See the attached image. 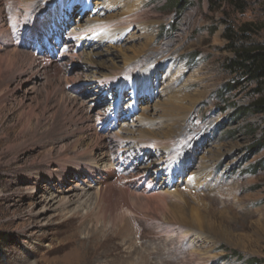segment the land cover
<instances>
[{
  "label": "rangeland",
  "instance_id": "obj_1",
  "mask_svg": "<svg viewBox=\"0 0 264 264\" xmlns=\"http://www.w3.org/2000/svg\"><path fill=\"white\" fill-rule=\"evenodd\" d=\"M95 1L62 0L60 10L48 17L45 16L49 12L44 11L34 20L27 19L23 26L19 27L13 20L8 23L9 30L0 27L1 55L12 60L0 67V264H74L83 258V251L65 244L72 239L85 242L95 229H103L102 244L97 246L96 255L83 264H264V112L247 108L259 97L252 84L225 89L234 76L228 69L230 60L236 56L234 48L264 46V0H240L242 9L227 0H140L138 15L109 26L117 30L127 28L123 39H107L94 50L103 53L100 57L94 56V60L109 65L108 59L113 58L120 66L124 64L118 54L122 49L132 56L136 50L151 46L146 61L167 50L160 82L165 76L170 77V67L173 68L171 75L178 79L177 88L181 89L179 95L163 103L167 107H182V116L167 112L165 115L162 111L160 119L175 118L176 125L184 124L178 130L181 138L173 148L186 149L183 154L187 156V163L178 165L183 166V173L186 171L185 177L193 176L199 170L203 155L207 157L204 183L198 179L193 187L186 183L178 185L177 176L175 186L168 189L173 194L167 199L168 208L156 206L154 201L147 211L137 204L133 206L137 212L127 206H124L127 210L118 207L113 214L116 213L115 223L111 222V214L106 215L107 218L94 217V214L87 216L86 211L81 214L87 218L80 215L73 220L71 214L59 215L51 210L44 216L37 215L42 201L50 193L70 195L84 186V174L73 167L66 172L60 168L59 178L51 182L53 185L47 180L46 166L56 159L59 148L68 147L69 142L63 135L67 124L76 118L69 106L67 110L64 107L68 94L64 96L56 86L59 79L64 80L65 75L79 76V89L74 86L68 88L67 93L83 102L89 113H99L114 121L112 103L117 100L118 110L113 117L116 115V121L120 117L119 126L108 119L106 122L116 130L123 127L124 121L133 124V118L147 98L155 104L157 97L154 96L165 85L160 83L157 91L151 88L140 94L126 83L116 85L117 82L98 96L95 85L91 84L101 69L90 65L86 57L93 52L90 49L99 44L101 33L87 31L80 35L77 30L85 17L104 16L108 12ZM133 1L136 0L130 3ZM33 2L0 0V4L3 3L0 14L11 12L14 18L15 7L26 8ZM52 15L57 17V22L52 23ZM45 18L48 20L45 25L51 26L52 34L48 43L41 39L42 52L62 63V71L58 75L55 68L49 72L42 70L29 81L27 77L36 71L28 65L35 50L31 37ZM59 20L63 21V31L57 25ZM246 24L251 31L244 27ZM9 33H20L23 39L9 40ZM227 33L234 41L226 37ZM179 37L184 39L181 48L175 44ZM7 40L12 42L11 46L6 44ZM80 42L81 47L77 49ZM88 43L90 45L85 46ZM63 52L87 54L80 62L70 63L68 58H63ZM12 56H17L16 60ZM135 92H138L136 105L132 99ZM171 100L176 102L170 104ZM187 149H191V154ZM151 151L152 159L160 157L157 149ZM142 159L135 163H141ZM143 163H148L147 159H143ZM104 170L109 171L110 167ZM165 174L161 173L158 181H162ZM174 212L188 220L196 215L200 221L201 215L209 217L212 227H200L183 220L177 224ZM124 224L127 229L122 231L124 228L119 227ZM116 232L120 233L119 237Z\"/></svg>",
  "mask_w": 264,
  "mask_h": 264
},
{
  "label": "bare ground",
  "instance_id": "obj_2",
  "mask_svg": "<svg viewBox=\"0 0 264 264\" xmlns=\"http://www.w3.org/2000/svg\"><path fill=\"white\" fill-rule=\"evenodd\" d=\"M2 4H0V6H2ZM61 4L62 0H34L33 3L29 4L28 6L26 5V8L15 7L14 18L11 15V12L10 14H8L6 11L1 12L0 27H6L9 30L8 23L9 21L13 20H15L19 27L23 26L25 23H27V19L33 18L34 20V18L37 17V14L41 15L44 11L49 12L45 16L48 17L50 14H54L58 10H60ZM95 4L97 6L103 5V9L108 12L105 15L103 13L104 16L96 15L93 18L85 17L84 22L79 25V29L77 30L80 31V34L87 31H98L101 33L97 41V43L99 44L93 46L90 49L93 52L90 51L92 53H88V56L90 57H86V60L90 65L95 64L97 65L96 68L101 69V71L96 72L97 75L93 77L94 81L91 84L95 85V91L99 93L98 96L100 97L103 91H109L110 89H112L113 83L121 81H128L130 84H135L138 87L146 86L151 82V88H153L155 91L159 89L160 83L165 85L164 87H161V89H159L158 95L154 96L155 98L157 97V102L155 104H152L150 102V98H147L146 104L140 106L141 111L135 118H133V124L124 121L121 124L123 127L116 130L111 129V125L106 124L107 118L105 117V115L87 112V109L84 108L83 102L77 99V97L73 94L67 93L68 88L74 86L77 88L79 87L78 85H80V78L77 74H74L73 76L65 75L64 80L59 79V82L56 86L61 88V93H63L64 96L65 94H68L67 99L64 101V107L66 108V106H69V110L75 115L76 118L74 117L75 120L73 119L74 121H71L69 124H67V129H65L66 131L63 135V139L68 140L67 142H69V145H67L68 147L59 148L55 155L56 159H50L51 161L46 166L45 170L47 176L49 177L47 180L51 183L52 181L58 179V172L60 168L63 172H66L67 170H70L69 168L73 167L79 170L81 174H84L85 178L84 176H82V185L84 186H82L79 192H75L70 195H57L55 193H50L48 197H46L42 201L43 206L41 207V209L38 208L40 210L38 211L37 215L44 216L47 211L51 210L59 215L71 214L70 218L71 220H73L75 218H78V216L80 215L82 218H87V216L91 214H94V217L103 216L104 218H107L106 215L111 214V222L115 223L114 216L116 215V213L114 216L113 214L115 212V209L118 207L120 208L122 206H127L129 210L137 212L135 209H133V206H136L137 204L144 209L146 208L147 211V208L150 207V205H152V202L154 201L156 206L168 208L167 199L171 197L170 195L172 194L170 191H168V189H172L175 186L177 176H179L177 183L178 185L186 183L190 184L193 187L194 185H196V183L199 182L198 179L202 183H204V171L208 166L206 162L207 157L203 155V157L201 158L202 163H200L198 166L199 170L195 174H193V176L190 175L185 177L186 171H184L183 173V166L178 165L179 162L181 164L187 163V156L183 154L186 153V149L180 150L178 147L173 148L174 143L178 142L181 138V132H179L178 130L184 124L176 125V122L174 120L175 118L173 120L160 119V114L162 115V111L165 115L166 112L169 114L178 113L179 115L182 111V107L180 106L171 105L167 107L166 104L164 105L163 103L169 101L172 96L175 97V95H179L178 91L181 89L177 88V77L175 75H171L170 73L172 72L173 68L169 67L168 69V74L170 77L167 78V76H165L160 82L162 73L161 69L164 68L163 66L166 64L168 58L167 55L164 56L167 53V50L162 54L163 56L160 55L159 57L153 59L148 58V60L146 61V53L150 50L151 46L149 47L148 45H146L141 50H136L134 55L132 56L129 54H125L124 50L122 49L118 54H121L120 56H122L123 58V66L116 64L113 58L108 59V62L110 63L109 65L94 60V56L100 57L101 55H103V53H99V50L94 51L101 44V42H104L107 39L113 41V39L116 38H118L116 40H121L123 39L122 36L124 35V31L128 30L127 28H124L123 30L110 29L109 26L117 21H121L124 19L128 20V17H132V15H138L140 11L139 7L142 2H140V0L133 1L132 3H130V0H110L109 2L107 0H96ZM58 14L60 15V13H57V15ZM51 17L52 18H50V20L52 19V23L57 22L56 16L52 15ZM46 20L47 19L45 18L44 21L39 22V25H41L39 27L36 26L35 29H37L38 27V30L34 29L33 36L31 37L35 42L33 46L35 47V50L34 54H32L28 59V65L31 70L33 68L36 69V71H32L31 75L27 77V80L29 81L33 80L34 77L37 76V74L42 72V70H46L49 72V70L55 68L58 75L62 71V63L57 62V59H52L49 56L44 55V53L42 52V40L48 43L50 38L49 36L52 34V28L49 29V27L51 26L49 24L45 25V23L48 21ZM137 20L139 21V19ZM57 25L59 26V29L61 31L64 30L65 27L63 21L59 20V23ZM19 34L20 33L10 35L9 33V40L13 38H19L20 40H22L23 36H20ZM29 34L31 35L32 33L29 32ZM75 37L76 36H74V38ZM9 40H7V42ZM182 40L184 39L182 37H179L175 41V44H179L180 48L182 45ZM11 43L12 42H8L6 44L11 46ZM89 45L90 44L88 43L85 46ZM147 46L148 48H146ZM85 53L86 52L79 54H69L68 52V54H63V58H68V62L70 63H78L82 60V57L84 55L86 56L87 53ZM1 54L2 52L0 49V67L7 66L8 63H11L10 61L12 60L10 59V57L4 58L6 56L3 57ZM16 58L17 56H12L13 60H16ZM34 85L36 86V82H34ZM172 86L173 91L171 90ZM118 89H120V87ZM47 94L49 99L50 92H48ZM134 97L136 99L135 103H137V97L135 94ZM174 102L176 101L171 100L170 104H173ZM45 106H47V104ZM180 115L182 116V114ZM100 122H103V125H98ZM154 148L157 149L158 155L160 154V157L158 159H152L150 157L152 152L151 149ZM149 150L151 152H149ZM187 150L191 154V149ZM96 153H98V155H96ZM140 158L147 159L148 163L144 164L145 162L143 163V159L141 163H135ZM105 167H110V170L105 171ZM161 168H165V170L161 171ZM163 172L166 173L163 176V180L158 181V177ZM174 195L176 196V194ZM148 209L150 210V208ZM83 211H86L87 216L81 214ZM173 214L175 216L174 219L177 224L181 223L180 221L183 220L184 222H193L200 227H212L213 221L210 220L209 217V220H207L208 218L201 215L202 217H198L201 218L200 221V219H197V215L196 217H194L196 219L192 217L188 220L185 219V217L182 218L181 214L178 215L176 212H174ZM210 221L211 223H209ZM127 224H124L122 226L120 225L119 229L124 228L122 229V231L126 230ZM129 227L130 225H128V229ZM112 232H114V230ZM90 233L91 234L87 237V240L85 242H80L72 239L69 241V244H65L76 246L75 248H79L83 251V258L81 257V259L79 261H76L74 264H83V261H90L93 255H96L99 245L102 244L101 239L104 237L103 229H95ZM116 234L117 237L120 236V233L118 234V232H116ZM109 237L113 238L112 236Z\"/></svg>",
  "mask_w": 264,
  "mask_h": 264
},
{
  "label": "trees",
  "instance_id": "obj_3",
  "mask_svg": "<svg viewBox=\"0 0 264 264\" xmlns=\"http://www.w3.org/2000/svg\"><path fill=\"white\" fill-rule=\"evenodd\" d=\"M227 1L238 7V9H242L243 7L242 4H240V0ZM179 3L181 2H178V6H180ZM244 27L251 31L249 24H246ZM245 28L241 30H245ZM226 37L234 41V38L230 34L227 33ZM234 50L236 56L230 60L228 68L230 73L234 76L231 81L226 83L225 89L230 88V90H234L237 89L239 84H252L253 91L255 94H258L259 97L250 103L247 108L257 113L264 112V46H241L235 47ZM262 143L263 141L260 143L261 146Z\"/></svg>",
  "mask_w": 264,
  "mask_h": 264
}]
</instances>
